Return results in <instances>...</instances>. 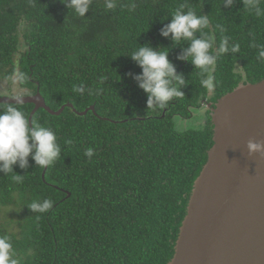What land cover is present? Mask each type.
Segmentation results:
<instances>
[{"label":"trees","instance_id":"trees-1","mask_svg":"<svg viewBox=\"0 0 264 264\" xmlns=\"http://www.w3.org/2000/svg\"><path fill=\"white\" fill-rule=\"evenodd\" d=\"M106 2L0 0V82L16 81L20 95L39 92L53 111L66 103L78 111L94 106L85 116L39 109L31 123L56 134L59 158L43 178L31 156L27 168L13 166L20 179L0 174V237L11 241L18 264H167L213 144L208 114L200 128L182 131L173 118H187L241 82L264 79V15L250 7L264 9V0H234L229 8L225 0H114L111 10ZM79 3L88 6L84 16ZM181 5L208 16L197 35L214 38L213 52L225 37L239 44L238 53L217 56L210 97L202 84L209 73L176 59L187 42L159 34ZM146 43L167 48L160 51L168 50L186 80L183 95L163 108L147 105L128 75L140 73L128 56ZM14 106L27 119L33 109ZM45 198L52 209L30 210Z\"/></svg>","mask_w":264,"mask_h":264},{"label":"water","instance_id":"water-1","mask_svg":"<svg viewBox=\"0 0 264 264\" xmlns=\"http://www.w3.org/2000/svg\"><path fill=\"white\" fill-rule=\"evenodd\" d=\"M0 104L33 105L30 124L39 109L55 116L66 108L77 116L94 112V106L78 111L71 103L53 111L39 92L0 96ZM210 105L205 111L213 144L193 183L167 264H264V153L250 156L246 147L249 141L264 143V79L241 82Z\"/></svg>","mask_w":264,"mask_h":264},{"label":"clouds","instance_id":"clouds-1","mask_svg":"<svg viewBox=\"0 0 264 264\" xmlns=\"http://www.w3.org/2000/svg\"><path fill=\"white\" fill-rule=\"evenodd\" d=\"M70 2V0H67ZM234 0H225L223 7L229 8ZM116 7L114 0H107L106 8L111 10ZM250 7L255 9L257 16L264 15L258 3L253 2ZM181 5L171 16L169 23L160 29V36L170 39L178 45L187 42V47L181 49V54L176 57L179 61L190 62L194 69L209 73L202 84L212 86V69L216 65L217 56L221 54L238 53L239 44L229 45L225 37L213 52L214 38L212 36H198L197 33L209 24L208 16L197 15L194 11H184ZM76 11L84 16L88 13L86 3H79ZM167 48H153L150 44L138 45L137 49L128 57L139 68V74H128L135 81L137 87L147 97V105L152 104L161 108L173 100L174 97L183 95L185 78L176 72L175 66L168 59ZM258 59H264V46L258 53ZM77 92H83V87H77ZM21 99L17 103H22ZM247 151L251 156L255 153H264V143L249 141ZM61 148L57 143L56 134L42 125H32L25 114L13 104L6 110H0V174L13 172V166L21 169L27 168L28 158L31 156L35 166L47 168L59 158ZM94 152L91 148L85 151V156L91 158ZM17 179L21 175L14 174ZM53 201L45 198L42 202H33L29 207L31 211L44 213L53 208ZM13 245L7 237H0V264H18L12 256Z\"/></svg>","mask_w":264,"mask_h":264},{"label":"rangeland","instance_id":"rangeland-1","mask_svg":"<svg viewBox=\"0 0 264 264\" xmlns=\"http://www.w3.org/2000/svg\"><path fill=\"white\" fill-rule=\"evenodd\" d=\"M15 83L9 85L5 81L0 82V96H14L15 94L20 95L17 89L15 90V88L17 87ZM204 111L205 108L202 106V108H199V110L197 111H191V114L188 116L189 118H180L179 116H175L173 118L175 130L182 131L185 129L200 128L203 123H205L206 112Z\"/></svg>","mask_w":264,"mask_h":264},{"label":"flooded vegetation","instance_id":"flooded-vegetation-1","mask_svg":"<svg viewBox=\"0 0 264 264\" xmlns=\"http://www.w3.org/2000/svg\"><path fill=\"white\" fill-rule=\"evenodd\" d=\"M216 101H213V100H208L207 102H201V104H200V107L199 108H202V106L205 108L206 106H208L209 104H211L210 105V107L209 108H211V107H213V104L215 103ZM199 108L198 109H194V110H191V111H197V110H199ZM204 112H206V111H204ZM209 115V111L207 110V112L205 113V118H206V115ZM187 118H189V117H187ZM204 124V123H203Z\"/></svg>","mask_w":264,"mask_h":264}]
</instances>
